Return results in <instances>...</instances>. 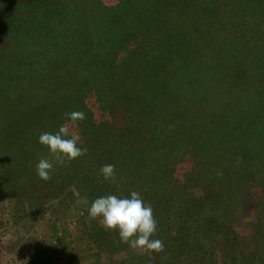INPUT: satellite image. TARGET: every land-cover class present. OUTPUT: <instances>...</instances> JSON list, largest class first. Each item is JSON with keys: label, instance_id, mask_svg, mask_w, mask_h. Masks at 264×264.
I'll return each mask as SVG.
<instances>
[{"label": "trees", "instance_id": "obj_1", "mask_svg": "<svg viewBox=\"0 0 264 264\" xmlns=\"http://www.w3.org/2000/svg\"><path fill=\"white\" fill-rule=\"evenodd\" d=\"M211 2L5 0V12L12 10L15 17L0 15V25L1 19L6 24L0 27V183L15 187L21 198L74 182L83 183L93 199L139 193L157 221L152 238L164 245L160 252L145 250L146 264H247V259L255 264V258L264 264V0H224L222 7L243 15L240 19L230 15L232 23L242 24L243 17L255 23L253 32L246 30L255 37L237 48L236 40L247 34L236 25L225 35L232 42L226 47L218 42L214 50L208 41L213 36L208 13L218 4ZM201 4L205 6L202 15L197 11ZM188 8L196 16L186 13ZM170 13L175 29L168 27ZM133 25L150 29L145 54L126 52L117 74L101 75L104 71L98 65L80 63L93 41L87 32L91 26L107 36L99 39L105 43ZM259 39L263 46L252 47ZM240 51L243 56L236 58L235 52ZM236 59L242 61L244 77L238 73L226 78L224 73ZM16 88L24 101L19 107L7 101L13 99ZM184 88L202 92L201 101L190 105ZM88 91L96 95L98 119L83 101ZM72 111L86 115L78 123L87 154L57 164L51 179L41 180L35 164L49 154L38 136L55 132L62 124L71 130L65 114ZM235 113L238 119L241 113L252 119L247 132L255 139L247 135L242 141L228 136L217 139L219 124H230ZM225 143L228 151L221 158L217 153ZM137 155L140 163L132 169ZM185 156H198L199 164L207 163L206 170H181L178 166ZM106 164L115 165V181L100 175ZM189 181L198 186L199 195L186 191ZM251 187L261 190L258 215L250 228L253 244H261L262 251L238 248L242 239L235 224L244 213L241 193Z\"/></svg>", "mask_w": 264, "mask_h": 264}, {"label": "rangeland", "instance_id": "obj_2", "mask_svg": "<svg viewBox=\"0 0 264 264\" xmlns=\"http://www.w3.org/2000/svg\"><path fill=\"white\" fill-rule=\"evenodd\" d=\"M208 1L209 0H204V3L202 4L205 5ZM223 1L224 0H212L211 2L212 5L213 3L218 5L210 7L211 10H209L208 13L210 16L209 24L212 26L211 28L213 32V36H211L208 41L213 50L220 46L218 42H221V44L225 42L223 47H226L229 42H232V40L225 35L234 30L235 26L238 25L235 29H238L243 35H245L244 32H246L247 37L241 36L239 40H236L237 45H239L237 48H240V46L244 48L247 45L246 39L249 38L248 40H252V38L255 37V35H252L255 23H249V20L244 17L241 20L242 24H235L236 22L232 23L234 18H231L230 15L233 16L235 13V17L237 16L238 19L243 15L236 10L228 11L229 9L224 5L222 7L221 4H223ZM4 4L5 0H0V15L2 18H8V15L12 10L10 12H5ZM173 4H176V2ZM202 4L197 10L198 14L201 15L203 14L202 10L205 7ZM165 7L167 8V6H164L161 9L165 10ZM172 10L173 14L176 13L175 9ZM191 11L195 13L194 16H196L197 12L189 8L186 13L190 12L191 14ZM173 14H168L170 24L167 25L171 29L176 28L174 20L171 19ZM227 14L229 17H227ZM10 15L15 17V12ZM253 18L254 16L252 19ZM1 23L0 27H3L5 22L2 19ZM125 23H128L127 26L132 25L127 21ZM233 24H235L234 27ZM124 30L125 31L120 32L116 30L117 32L114 34L113 39L101 43L100 40H105L107 36H100L98 29L95 26H91L87 32L90 34L88 39L90 38V41H93L88 46L89 51L87 48L84 50L86 51L85 54L88 56L86 55L85 60H81L80 63L86 61L87 64H92L94 68L98 65V70L104 71L101 75L103 73L117 74L119 72L118 68L121 65L119 62L126 52L130 51V54L143 52L145 54V50L149 46V44L147 45V42H145V35L150 29L144 27L142 28L144 31H142L138 30L133 25V27H128ZM246 30L252 32L248 35V31ZM215 31L216 33H214ZM217 31L222 33L220 34L221 36L218 35L219 33ZM255 34L257 33L255 32ZM223 37L225 38V41H223ZM214 40L217 42V45ZM255 40H257V38H255ZM262 40L259 39L254 45L251 43V46L256 49L262 47ZM2 43L3 42H0V47L3 46ZM99 50H101V52H99ZM213 50L209 51L212 52ZM240 52L241 53L235 52L236 54L234 55L236 58L240 56V54L241 57L243 56L242 51ZM98 53L101 57L97 56ZM211 56L212 53H208L206 58H210ZM240 62L242 61H239L238 63L237 59L232 62L227 70L228 73H224L226 74V78L238 73L241 74L242 78L244 77L241 73L242 69L240 67ZM243 65L247 68L246 63ZM229 84L230 83L227 85ZM37 85L38 84L35 83V89H37ZM59 85L63 87L65 84H55V86ZM66 85L69 84L66 83ZM100 85L104 90L106 79H104ZM184 90V98L188 103H193L190 105H196L197 102L201 101V98L203 97L202 92L190 91L186 88H184ZM19 91V88L12 91L13 99H7L8 103L17 107L23 104L22 102L24 101L19 98ZM9 93L11 94V90H9ZM87 93L88 94L84 96L85 98L83 101H85V104L88 107L90 105L89 108L94 114L95 119H98L101 116L98 115L99 112L94 108L95 104H97L96 95L92 93V91H88ZM3 100H5V98ZM215 103L216 102L213 101L214 105ZM235 115L236 113L230 117V124L225 122L219 124L221 131L217 130L219 136L217 139L221 137L225 139L228 136L229 138L235 137L234 139L238 137V139L242 141L241 139H243L245 135L249 136L247 131H249L251 129L250 127L253 125L252 119H249L250 117H246V115L242 113L238 114L241 117L239 119L238 116L236 117ZM255 136L256 135H253V137L249 136V139H255ZM2 139H5V137ZM222 147L223 149L221 148L220 152L217 153L219 156H221L220 154L222 152L226 153V151H228L226 143L225 146ZM209 149L210 148L207 150ZM137 152L140 153V150H137ZM135 158L137 161L139 156L137 155ZM182 158L183 160L178 166L179 168H182L181 170L193 169L199 172L206 170L205 167H207V163L202 162L199 164L197 162L199 158L198 156H194L193 159L190 157ZM186 160H189V162H185ZM139 163L140 159L137 161L136 166H132V169H136ZM128 184L132 185V182L130 181ZM83 188V183L78 184L74 182L72 184H67L65 187L59 186L55 190H49L46 192L42 191L41 193L36 192L35 194L38 193V195H28L27 198H21L16 192L15 187H8L0 183V264H146L147 260L144 258V249H133L127 244L121 243L118 233L115 230L105 229L99 218L93 219L88 215V208L94 199L92 193L91 195L87 194ZM186 191L195 196L199 195L200 190L196 184L189 181ZM43 194H46V196H43ZM260 197L261 190L259 187H251L241 193L244 213L237 219L235 229L240 235V239H242L238 244V248H241L244 251L263 250L261 244H258L257 246L256 244H253L250 228L251 222H253L258 215L257 201ZM255 255L258 257L259 253L255 252ZM236 261L241 260L238 258ZM247 261V264H252L249 259H247ZM254 262L255 264H261L257 258L254 259Z\"/></svg>", "mask_w": 264, "mask_h": 264}, {"label": "clouds", "instance_id": "obj_3", "mask_svg": "<svg viewBox=\"0 0 264 264\" xmlns=\"http://www.w3.org/2000/svg\"><path fill=\"white\" fill-rule=\"evenodd\" d=\"M71 124H62L55 132H41L38 143L48 150V157L39 158L35 171L39 179L48 181L57 164L72 161L87 154V148L82 147V136L79 133V123L86 118L82 111H72L65 114ZM50 157V158H49ZM100 175L105 181H115V165L101 166ZM88 215L100 219L107 230H115L121 243L130 248L146 251H163V241L153 239L157 230V221L150 205L144 203L140 194L132 191L126 197L109 194L95 198L89 208Z\"/></svg>", "mask_w": 264, "mask_h": 264}]
</instances>
